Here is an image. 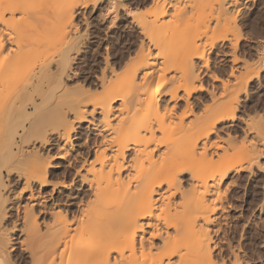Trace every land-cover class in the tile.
I'll return each instance as SVG.
<instances>
[{"label":"bare ground","instance_id":"6f19581e","mask_svg":"<svg viewBox=\"0 0 264 264\" xmlns=\"http://www.w3.org/2000/svg\"><path fill=\"white\" fill-rule=\"evenodd\" d=\"M191 1L0 0V264H225L213 254L211 232L234 184L230 173L264 158V125L254 130L242 117L257 141L241 142L246 148L235 158L237 146L228 151L233 134L225 131L224 142L218 130L240 119L239 95L261 78L264 53L258 68L246 59L245 73L237 74L242 3L199 0L211 4L209 16L204 11L192 23L194 14L185 12L191 23H183L180 11ZM220 27L219 36L210 31ZM217 40L230 43L222 54L232 62L227 77L210 74L206 48ZM83 55L87 67L102 58L99 72L70 86L68 71ZM92 88H100L94 100ZM204 91L210 101L194 109L191 99ZM179 101L185 106L177 111ZM88 115L95 138L71 158L68 150L27 147L32 139L51 144L49 130L67 145L73 123ZM62 160L68 165L59 181ZM35 183L51 186L47 197ZM76 185L79 191L62 195Z\"/></svg>","mask_w":264,"mask_h":264},{"label":"rangeland","instance_id":"374dc122","mask_svg":"<svg viewBox=\"0 0 264 264\" xmlns=\"http://www.w3.org/2000/svg\"><path fill=\"white\" fill-rule=\"evenodd\" d=\"M192 2H194V3H192ZM198 2H199V0H195V1L192 0L190 2V5L188 6L187 10L183 9L184 11H182V10H181L182 12L180 11V13H182L181 17H182L183 23H185L186 21H189V16H188V19L186 18L187 16L185 17L186 13H188V14L191 13L190 15H192V13L194 14L193 17H190V21L192 23H195V21H196V20L194 21V18L196 19L198 17H201L202 14L204 15V11L209 12L207 14V16H209L210 11H207L206 9H207V7H210L211 4L209 2L207 3L206 1H205L206 2L205 4H203L204 2H200L202 4H198ZM239 3L240 4L242 3V6L240 7L241 8L240 11L236 13V15H238L237 16L238 24H236V26L238 25L237 27L238 28L240 27L239 29L241 31V34H243L242 35L243 37H241L242 39L240 38V41L238 44V49H237L238 51L236 50V55H237V57L239 56L238 57L239 59L235 64H233V66L238 65V67H236V66L234 67V68L239 69V70H236L237 74L240 71H242V73H245L246 70H244V68L246 69V67L244 66V62L246 59L249 60V62L251 60V64L245 62L247 65L250 64L249 66H252L255 62L257 64V66H256L257 68L259 66L258 65L259 62H261L264 59V56H263L264 50H263V46H262V45H264V38H263L264 37V0H239ZM144 4H143V6H144ZM191 4H193V5L191 6ZM197 4L200 7V9H198L199 7L197 6ZM206 5H209V6H206ZM140 6L143 7L142 4ZM201 6H204V9ZM190 7H191V11H189ZM193 8L195 11L193 10ZM202 9H203V11H202ZM208 10H210V9H208ZM79 18H81V17L79 16ZM192 18H193V21H192ZM206 19H207V17H206ZM204 20H205V18H204ZM190 21H189V23H191ZM198 21H200V20H198ZM201 22L203 23V21H201ZM197 24L200 27L202 25V24L196 22L195 25H197ZM187 25H190V24H187ZM222 26H224V25H222ZM221 28L222 27L219 28L220 30L215 29V31L213 30L214 28H212L210 31H212V33H215V35L219 36V34H217L216 30L221 31ZM236 28H230L232 30L231 32H233L235 30H237V32H238V29H236ZM229 30L228 31L226 30V32L230 33ZM223 31L225 33V29ZM223 31H221V32L223 33ZM120 32H118V33H120ZM212 33H209V35ZM218 33H220V32H218ZM229 33H228V35L232 36L231 35L232 33L231 34H229ZM121 34L125 35L126 32H124V33L121 32ZM32 35L39 36L40 34H36V32H34ZM218 39H221V38H218ZM205 41H207V40H205ZM216 42L218 43V45L216 44L217 46L215 45L216 46L215 48H213V47L212 48L211 47L206 48V50H208V51H206V53L208 52L207 55H208V57H210L209 58L210 59V71L214 70L216 72V74L219 75L220 77H224V76L227 77L228 73L230 71V66L232 65V62L228 61L229 57H226L223 55L225 53V50L228 51V49L230 50L231 47H229L230 45H228V43H229L228 41L224 42L226 45H224V43L221 40H217ZM221 43H222V45H219ZM259 45H261V46H259ZM207 46H209V45H207ZM220 46H222V48ZM102 50H101V54H99V55L104 54V52H103L104 50L103 51ZM242 57H244V58H242ZM259 57H260V61H259ZM261 57L263 59H261ZM224 58L225 59L228 58V59L225 61ZM240 58L242 60L244 59V61H241ZM84 59L85 58L83 55V56L75 57V59L73 60L72 66H71L72 68L68 71L70 73V75H69L70 77L69 78L67 77L65 79V81H68L66 83L67 84L69 83L70 86H73V84H75V82L76 83L83 82V79H86L89 82H91L92 80L95 79V76H93V75L95 73L97 74L99 72L98 68L101 66V63H102L101 57L100 58L98 57V59L100 60V63H98L99 66H94V67H91V66L87 67V65H86L87 63ZM256 64H254V65H256ZM254 65L252 67L256 68V67H254ZM240 66H241V68H239ZM88 68H90L91 71ZM251 68L249 67V69H251ZM214 71H211L210 74H213L212 72H214ZM75 73H77V74H75ZM91 73H93V74H91ZM205 74L206 73H204L202 75V77H203L202 80L208 86V88H211V86L214 82L211 81V77L209 74L208 75L207 74L205 75ZM240 74H241V72H240ZM76 77H78V78H76ZM82 77H84V78H82ZM260 77L261 78L259 80L254 78L251 81L249 87L247 88L248 91L247 92L242 91V93L239 95V104H238L237 112H238V115L242 114L240 116V119H238L235 123L232 122L234 125H230L227 128L222 126L223 124L219 125V127L221 126L220 127L221 129L218 130V132H219L218 136H221L224 142L227 141L226 135L229 132L231 135L233 134L232 135V137H233L232 142L233 141L234 142L231 143V145L228 146L227 143L225 145V143L223 141H222V144H224L226 147L228 146V149L232 145L237 146V150L240 151L238 153V151L234 149V151L232 152L233 154H232V153H230L232 151L231 148H234V147H231L228 150V151H230L228 153L230 155L232 154V156H230V157H233L235 155L240 156V153L243 152L241 150L244 149L240 146H243V147H245V146L246 147L247 146L248 147L256 146L254 144L252 146L250 145V144L254 143V141L256 139L255 138L256 134L254 133L255 132L254 130H257L256 128L257 127L259 128L261 125H264V70L261 72ZM218 84L216 83V85H218ZM99 89L95 90V88L94 89L92 88L91 91L94 90V92L90 91L91 92L90 94H92V96L90 95L89 99L93 98V93L96 94L97 91H99L98 93H100ZM198 94L197 93L195 94V96L197 95L196 97L198 99L195 98V96H194V98L191 99L193 101V103H196V104L192 103V105L195 106L194 109L199 108L200 106L205 104L206 101L207 102L210 101L206 91L198 92ZM97 96H99V95H97ZM97 96L95 95L96 98H97ZM201 99L203 100L204 103H201V101H202ZM93 100H94V98H93ZM26 102H29V101H26ZM184 106H185V102L179 101L177 103V106H176L177 111H180L181 109L183 110ZM41 112H39V114L37 113L38 115L33 114L34 118H33V116H31L26 121L23 118L21 120H18V121L16 120V121H17V123L19 121H21L22 123H23V121H25L27 124H30L32 118L35 119L37 117V120L42 119L43 111H41ZM71 117L72 116L70 115V117H69L70 120L72 119ZM242 117L244 118L243 120H245V122L248 123V121H249V122H251L250 123L251 125L255 124L253 126L255 129L251 131L253 133H251V132L248 133V128L246 125L247 123L242 121ZM91 118L92 117L90 115H88L87 120H85L81 123H76V122L73 123V126H75V127H73L74 130L72 131L70 142L65 146L63 145L64 144L63 141L61 139L59 140V138L57 137L58 136L57 131L51 132V130H49L48 132H50V133L48 134V132H47V135L51 139L50 140L52 142L51 144L42 145L41 141H38V140L35 141L31 138L32 141L31 142L29 141L28 144L26 143L27 147L33 148V147L39 146V149L43 148L44 150H45V148H47V149H50V151H51L50 153H52V154H56L58 151L68 150V153L72 154V155L70 154L68 157L71 158V156L76 154V151H79L80 149L81 150L84 149V145L86 142L85 140L93 141V139L95 138L94 130L92 128L91 121H90ZM28 120H30V122ZM37 120L36 119L32 120V122L33 121L36 122ZM17 123L15 122L13 124V127H14V125H15V127L18 126ZM19 124H20V122H19ZM20 127H19V129H21ZM241 128H243L245 130H243ZM221 131H222V133H221ZM225 131L228 133H226ZM243 131L244 132L247 131V132H245L247 134H245ZM32 136H34V134ZM235 140H237V141H235ZM256 141H257V139H256ZM241 142H243V144H245V146L242 145ZM19 143H21V141H19ZM26 144H24V145L26 146ZM263 149H264V147L258 146V151L263 150ZM235 151H237L238 154L234 153ZM228 153H227V155H228ZM44 155H46V157H47L48 154L45 152ZM91 158H94V155H92ZM233 158H235V157H233ZM236 158H237V156H236ZM66 160L61 161L62 166L58 169L59 171L58 170L56 171V173H58V175L61 174L60 179L57 177H56L57 179L56 178H54V179H56V180L59 179V181L65 180V178L62 177V175H63L62 172L64 171L62 168H63V166L68 165ZM250 170H251V172H250ZM248 174H250V175H248ZM4 176L7 178V172H4ZM229 177L231 178L229 180L234 179L233 181H234L235 185L234 184L231 185V187L229 188L230 190L229 189L226 190V192H227L226 197L227 198H225L226 199L225 202H227V203H225V206H226V208L224 210L225 212L223 211L224 213L222 212L220 214L219 221L217 223L218 225L216 226L217 228H214V230H213L214 232L213 231L211 232L212 233L211 235H212V238L214 241V243H212L214 246L213 247V252H214L213 254H214V256H216L215 258L218 260V262H220L221 260H224L223 262H225V264H231V263H233V264H237V263L238 264H264V206H262L264 203V200H263L264 199V194H263L264 189H262V188H264L263 187L264 186L263 185L264 184V158H259L258 164L254 165L251 169H244L238 173L235 171H232L230 173ZM66 180L69 181V178H67ZM77 180H79V178H77L76 181ZM235 180H237V181L235 182ZM77 186L78 185L73 186L72 189L71 188L61 189L62 195L64 197L66 195V197H67L68 196L67 194L69 192L71 193V191L74 192L76 190L79 191L78 189H80V188ZM33 187H34L35 191L40 192L39 197H43V196L47 197L48 191L51 189L50 188L51 186H49L48 188H46V187L42 188L38 183H35ZM86 189H87V187L85 186L83 188V190H86ZM84 192H82V194H81L82 196L88 194L87 191H84ZM27 195L28 194H26L25 197H27ZM224 214H226V215L224 216ZM40 216H38V219H39L38 221L40 222V224L42 226H44L43 217L41 218ZM6 224L8 225V227L9 226L11 227V225H12L11 222H8ZM215 229L217 232L215 231ZM19 235H20V233H18L16 236H19ZM14 237H15V233H14ZM150 242L157 243V242H159V238L151 239ZM17 244L18 243L16 240L15 253H17L21 250V248H19L20 244H18V245ZM17 246H18V248H17ZM230 251H233V253H235V255L238 254L239 257L238 256L237 257L239 258V261H237L238 258H236V257H234L236 259L233 258L234 255H232L233 253ZM236 261H237V263H236ZM221 263H222V261H221Z\"/></svg>","mask_w":264,"mask_h":264},{"label":"snow or ice","instance_id":"6c2138e0","mask_svg":"<svg viewBox=\"0 0 264 264\" xmlns=\"http://www.w3.org/2000/svg\"><path fill=\"white\" fill-rule=\"evenodd\" d=\"M3 37H0V41H2Z\"/></svg>","mask_w":264,"mask_h":264}]
</instances>
